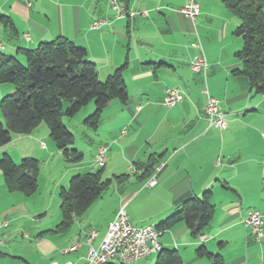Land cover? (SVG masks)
<instances>
[{
  "label": "crops",
  "instance_id": "0c3cea01",
  "mask_svg": "<svg viewBox=\"0 0 264 264\" xmlns=\"http://www.w3.org/2000/svg\"><path fill=\"white\" fill-rule=\"evenodd\" d=\"M185 1L128 0L126 11L136 15L114 19L106 0H0V13L14 28L0 24L1 54L13 56L42 42L66 39L86 50L99 81L125 65L128 95L125 103L115 100L106 106L95 129L81 124L85 144L78 151L80 163L69 166L41 124L0 146V157L6 153L15 164L28 157L39 162L38 186L31 196L8 192L0 172V264H86L89 247L98 248L121 207L132 226L155 227L178 210L183 197L200 198L206 191L212 193L215 211L201 233L203 243L200 235L193 237L177 223L161 233V249L176 251L182 264H214L197 256L199 248L219 256L221 264H264V236L254 242L243 224L249 210L259 211L264 222V96L253 94L248 80L234 73L242 67L235 57L242 39L233 34L239 20L220 0H195L199 15L193 23L180 13ZM103 19L108 23L90 28ZM198 40L205 74L190 67L200 54L192 46ZM167 88L183 93L171 108L162 104ZM13 92L11 85L0 84V100ZM207 95L225 113L221 130L209 127L202 113ZM93 110L89 107L88 115ZM101 145L108 147L104 167L94 160ZM149 162L164 166L155 186L145 188L151 175H142ZM130 166L138 174L128 173ZM99 171L102 180H112L110 186L113 179H124L73 219L68 230L56 232L62 219L60 189L74 175ZM91 232L95 236L87 244ZM75 244L76 251L63 254ZM148 258L153 264L156 254L139 261Z\"/></svg>",
  "mask_w": 264,
  "mask_h": 264
},
{
  "label": "trees",
  "instance_id": "16d2710c",
  "mask_svg": "<svg viewBox=\"0 0 264 264\" xmlns=\"http://www.w3.org/2000/svg\"><path fill=\"white\" fill-rule=\"evenodd\" d=\"M127 1L119 0V3L127 8ZM220 1L239 20L233 34L242 39V48L235 54L242 67L234 73L248 80L253 94L264 96V1ZM0 24L10 31L14 30L9 17L1 13ZM124 70L125 65L104 81H99L95 65L89 61L86 50L66 39L42 42L34 49H22L13 56L0 53V84H9L14 88L12 94L0 100V146L9 144L12 136L30 134L44 123L65 161L80 163L83 154L73 149V135L63 124V117L72 119L92 102L94 111L83 124L95 129L107 105L115 100L121 103L127 101ZM64 102L68 106L63 107ZM154 168L153 163H147L142 178L152 175ZM0 172L8 192L24 196L36 192L39 176L36 159L24 158L17 165L4 153L0 157ZM123 179L118 177L113 180L119 183ZM111 182L102 180L100 171L72 176L67 187H62L58 193L62 219L55 231L62 233L68 230L73 219L80 218L110 187ZM211 198L210 191L204 192L200 198L183 197L178 210L157 224L155 229L163 232L177 223H183L193 237L201 235L214 217ZM154 254V264H182L174 250L161 249L160 246V251ZM197 256L211 259L214 264L222 263L219 256L209 254L204 248L197 250Z\"/></svg>",
  "mask_w": 264,
  "mask_h": 264
},
{
  "label": "built area",
  "instance_id": "2783aa9c",
  "mask_svg": "<svg viewBox=\"0 0 264 264\" xmlns=\"http://www.w3.org/2000/svg\"><path fill=\"white\" fill-rule=\"evenodd\" d=\"M109 9L113 12L114 19H123L127 16H134L136 13L127 12L125 7H123L119 0H106ZM180 13L187 19L191 20L193 23L199 15V6L195 0H186ZM144 15V14H143ZM109 20L103 19L95 21L91 24V29L98 30L103 24L108 23ZM27 38V35H24ZM192 46L199 50L200 54L193 58L190 63L191 69L196 72H202L205 74L207 69V62L203 55L202 46L198 40ZM207 94V91H205ZM183 100V93L177 88H167L165 90V96L163 98V106L165 108L174 107L176 104ZM202 113L206 118L209 127L214 129H223L226 127L225 113L219 106V102L207 95V101L202 109ZM126 131H121V135H125ZM264 141V135H262ZM44 148V144L40 145ZM108 147L106 145H101L97 148L96 155L94 157L95 163L99 167H104L107 160ZM164 164L159 163L156 175L161 171ZM262 166L264 168V159L262 160ZM128 173L138 174V170L133 166L128 168ZM156 184L155 180L150 183L148 187H154ZM243 224L249 229L251 236L256 243H260L264 236V222L263 216L259 211L251 210L246 214ZM3 226L6 223L2 224ZM1 225V226H2ZM161 231H153L152 225H147L143 227H134L130 224L128 216L124 207H121L112 222L107 226L105 237L98 246L96 250L89 247L86 256V264H103V261H118L120 264H133L139 260L145 259L157 250L160 245L158 238L161 235ZM95 236L94 232H91L87 238V244H90ZM205 237L203 235L199 236V241L203 243ZM2 240L0 239V245ZM79 244L73 245L69 250L63 251V254L68 252L76 251ZM70 264V263H66Z\"/></svg>",
  "mask_w": 264,
  "mask_h": 264
},
{
  "label": "rangeland",
  "instance_id": "374dc122",
  "mask_svg": "<svg viewBox=\"0 0 264 264\" xmlns=\"http://www.w3.org/2000/svg\"><path fill=\"white\" fill-rule=\"evenodd\" d=\"M6 56H12V55H7ZM68 106V104L66 102L63 103V107H66ZM89 107H92V109H94V103H89L87 106L83 107L75 116H74V119L71 120L70 122L71 123H67V120L68 118L67 117H63V123L66 125V127L68 128V130L72 133L73 135V149H76L77 151H80L82 150V147L83 145L85 144L84 142V139H83V135H82V123L84 121L85 118H88L90 115H88L87 113V109H89ZM89 111V110H88ZM94 111V110H93ZM92 111V113H93ZM91 113V114H92ZM78 122V123H77ZM41 125L45 126L46 125L44 123H42ZM20 163V162H19ZM18 163V164H19ZM17 164V165H18ZM67 164L70 166L71 164L67 162ZM116 185V183L114 182V185L110 186L108 191L105 192V195H109V194H106V193H109V191H111L112 187L114 188ZM110 205L111 203L108 204V206H106V209L109 210L110 208ZM104 210V209H103ZM138 212H143V208L142 207H139ZM101 213H103V211H101ZM151 261V259L148 258V260H145V261H139L138 264H148V263H151L149 262ZM107 263H111V264H120L118 261H108ZM155 263V261L153 262V264ZM137 264V263H135Z\"/></svg>",
  "mask_w": 264,
  "mask_h": 264
},
{
  "label": "bare ground",
  "instance_id": "6f19581e",
  "mask_svg": "<svg viewBox=\"0 0 264 264\" xmlns=\"http://www.w3.org/2000/svg\"><path fill=\"white\" fill-rule=\"evenodd\" d=\"M158 166H159V164H157V165L155 166L152 175L150 176V178L147 179V181H146L145 184H144V187H148V186L150 185V183H152V182L155 180V176H156V173H157V170H158ZM153 231H157V230L155 229L154 226H153ZM158 251H160V246L157 248V250H156L154 253H156V252H158ZM154 253H153V254H154ZM107 262H108V261H103V264H106Z\"/></svg>",
  "mask_w": 264,
  "mask_h": 264
}]
</instances>
